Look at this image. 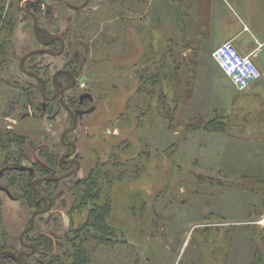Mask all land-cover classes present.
Here are the masks:
<instances>
[{
    "label": "rangeland",
    "instance_id": "obj_1",
    "mask_svg": "<svg viewBox=\"0 0 264 264\" xmlns=\"http://www.w3.org/2000/svg\"><path fill=\"white\" fill-rule=\"evenodd\" d=\"M24 2L0 0L8 18L0 29V130L23 136L27 166L38 145L59 155L58 122L69 120L65 110L52 121L26 106L32 79L18 64L41 45ZM43 2L38 30L66 35L67 60L71 50L91 48L78 92L90 91L95 108L68 135L78 140L80 170L50 186L54 210L36 216L34 226L69 235L81 225L88 208L75 202L76 180L94 172L111 202L114 233L108 244L92 233L82 242L87 264H264V133L251 127L264 119L256 120L249 95L211 57L225 41L214 37L215 16L206 17L207 37L175 39L168 19L155 22L154 0H91L78 10L71 7L85 0ZM36 58L50 64V75L64 54ZM212 119L222 121L223 131L204 127ZM9 145L18 157L23 148ZM5 152L0 146V169L10 165ZM15 175L0 176L1 186L13 184L11 198L0 190V226L18 246L32 207ZM72 249L62 240L60 261L52 264H71Z\"/></svg>",
    "mask_w": 264,
    "mask_h": 264
},
{
    "label": "flooded vegetation",
    "instance_id": "obj_2",
    "mask_svg": "<svg viewBox=\"0 0 264 264\" xmlns=\"http://www.w3.org/2000/svg\"><path fill=\"white\" fill-rule=\"evenodd\" d=\"M24 1V5L27 7L26 13L32 17L33 27L35 22L37 23V34L34 32V35L41 45L40 48H34L23 54L18 64L21 72L32 79L25 86V91L28 92L26 106L33 109L34 114H38L42 119L45 118L52 121L58 118L61 110H65L69 121L64 118L61 122H58L62 129L59 135V144L64 147L58 156L52 151L53 147L50 148V146L48 147L44 144L38 145L36 148L37 153L33 154L34 160L27 166L21 164L26 159L23 147L18 157L9 158L5 154L8 159L4 158V161L10 165L0 169V176L4 171L8 170L9 172L16 173L14 180L20 184L21 198L23 200L26 199L30 203L32 212L30 213L28 223L18 234V246L10 243L13 238L8 239L3 227L0 226V264H52L60 261L57 251L61 246V241L66 240L68 243L71 242L69 239L73 236V231L69 235L67 234L68 232L57 234L42 230L39 225L34 226V223H36V216L43 215L49 211L53 212L54 210L52 208L54 202L50 186L56 187L60 181L69 180L81 167L79 150L76 147L78 140H71L68 135L74 133L80 127L82 117L91 113L95 108V105L89 104L94 100V96L90 91L78 92L80 86L79 76L91 48L87 45L81 48L83 53L78 48H75L71 50L72 56L67 60L65 56L72 46L66 39V35L45 34L38 30L37 13L44 6V0ZM89 2L91 0H85L83 4L86 5ZM73 7L78 6H72L71 9H74ZM46 11L48 12V10ZM99 38H104V34L100 33ZM56 44L58 45L57 49ZM95 47L97 49L100 48L97 43ZM35 50L38 52L30 54L21 64L23 56ZM63 54L64 60L61 67L55 68L50 75V64L36 58L40 55L62 56ZM79 58H82V62L79 61ZM36 94L41 99L37 103L34 102L38 97ZM31 115H33L32 110ZM24 116L28 117L29 114H25ZM48 130H51V128ZM57 169L59 172H57ZM39 173L40 175L36 176ZM34 174L35 176H33ZM47 177L59 179L43 180V178ZM83 179L76 180V184H81ZM35 180L39 181L33 185ZM10 186H13V184L9 183L8 187ZM0 187L7 189L9 195L0 188L1 191L11 198L9 188L1 185ZM33 213L36 214L32 221L31 216ZM48 222H50V219L47 218L45 225Z\"/></svg>",
    "mask_w": 264,
    "mask_h": 264
},
{
    "label": "crops",
    "instance_id": "obj_3",
    "mask_svg": "<svg viewBox=\"0 0 264 264\" xmlns=\"http://www.w3.org/2000/svg\"><path fill=\"white\" fill-rule=\"evenodd\" d=\"M154 2L155 22H162L163 18L168 19L169 35L175 39L207 37L210 30L209 19L206 17L210 14L215 16L211 20L214 37L232 39L238 51L249 54L260 69V78L243 92L249 95L251 107H255L253 113L256 120L264 119V105H261L264 104V0H154ZM165 7L169 8L168 12ZM251 127L257 128L258 133H264V122H252ZM262 141L263 139L260 140Z\"/></svg>",
    "mask_w": 264,
    "mask_h": 264
},
{
    "label": "trees",
    "instance_id": "obj_4",
    "mask_svg": "<svg viewBox=\"0 0 264 264\" xmlns=\"http://www.w3.org/2000/svg\"><path fill=\"white\" fill-rule=\"evenodd\" d=\"M7 13L4 10V4L0 5V29L7 22ZM222 121L212 119L205 123V128L223 131ZM3 132V133H2ZM23 136L12 131L0 130V146L6 150L9 158L14 157V151L9 143L15 144L18 148H22ZM80 190L75 191L77 205L88 208L85 221L73 230L72 237L69 239L73 249L71 254V264H87L88 258L86 250L83 248L82 242L89 238L92 233L102 243L108 244V238L114 233V229L108 224V216L111 212L110 200L102 194L100 186L97 182V176L94 172L86 176L81 185Z\"/></svg>",
    "mask_w": 264,
    "mask_h": 264
},
{
    "label": "built area",
    "instance_id": "obj_5",
    "mask_svg": "<svg viewBox=\"0 0 264 264\" xmlns=\"http://www.w3.org/2000/svg\"><path fill=\"white\" fill-rule=\"evenodd\" d=\"M211 57L237 91L246 90L261 76L252 57L239 52L232 39L221 42Z\"/></svg>",
    "mask_w": 264,
    "mask_h": 264
},
{
    "label": "water",
    "instance_id": "obj_6",
    "mask_svg": "<svg viewBox=\"0 0 264 264\" xmlns=\"http://www.w3.org/2000/svg\"><path fill=\"white\" fill-rule=\"evenodd\" d=\"M85 4H83V5H81V6H78V7H73L74 9H79V8H81V7H83ZM34 32H35V34H37V23L35 22V24H34ZM38 51H31L30 53H28V54H26L25 56H23V58L21 59V64L24 62V60L30 55V54H33V53H37ZM52 178H43V180H51ZM55 179H59V178H55ZM55 179H52V180H55ZM39 180H35L34 182H33V185H35V183L36 182H38ZM1 189H3L8 195H9V191L7 190V189H5V188H3V187H0ZM35 214L36 213H33V215L31 216V219H32V221H33V218H34V216H35Z\"/></svg>",
    "mask_w": 264,
    "mask_h": 264
}]
</instances>
